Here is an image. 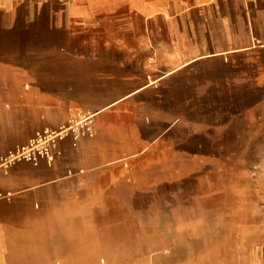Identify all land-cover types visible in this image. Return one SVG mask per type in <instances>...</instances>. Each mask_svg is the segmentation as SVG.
I'll return each mask as SVG.
<instances>
[{
  "label": "crops",
  "instance_id": "1",
  "mask_svg": "<svg viewBox=\"0 0 264 264\" xmlns=\"http://www.w3.org/2000/svg\"><path fill=\"white\" fill-rule=\"evenodd\" d=\"M143 1L0 0V129L17 111L40 112V129L85 116L94 127L26 173L23 200L0 202V232L52 223L63 255L67 200L120 202L132 175L220 174L212 161L264 145V0ZM129 14L152 17L151 40L125 37ZM98 17L120 38L82 54L75 34Z\"/></svg>",
  "mask_w": 264,
  "mask_h": 264
},
{
  "label": "rangeland",
  "instance_id": "2",
  "mask_svg": "<svg viewBox=\"0 0 264 264\" xmlns=\"http://www.w3.org/2000/svg\"><path fill=\"white\" fill-rule=\"evenodd\" d=\"M143 4L150 8L152 0H144ZM100 19L94 23L82 20L74 37L81 42L82 54L105 40L115 42L120 38L118 25L113 23L104 29ZM118 19L127 23V31L131 32L125 36L127 39H134L136 34L137 38L152 39L150 15H144V21L131 14ZM10 114L15 115L16 121L6 113L0 129V175L12 180L0 182L1 188H8L0 189V202L23 200L26 173L42 168L41 164L37 168L25 161L4 162L10 149L26 143L41 128L40 112ZM212 164L219 168L220 174L202 169L193 175L163 172L132 175L131 182L120 193V202L99 198L67 200L65 204L73 207L65 211L80 214L65 219L101 221L89 226L107 229L98 233L97 241L107 264H264V145H255L250 158ZM13 184L19 185L20 191L9 189ZM9 191L13 196L5 197ZM87 211H93L92 215L81 214ZM13 236L3 228L0 245ZM56 243V238L43 239L44 252H48L53 264L59 263L61 257H71L74 251L64 240V253L57 255ZM6 251L0 248V254ZM6 259L0 256V262Z\"/></svg>",
  "mask_w": 264,
  "mask_h": 264
},
{
  "label": "bare ground",
  "instance_id": "3",
  "mask_svg": "<svg viewBox=\"0 0 264 264\" xmlns=\"http://www.w3.org/2000/svg\"><path fill=\"white\" fill-rule=\"evenodd\" d=\"M0 175L1 183H10L12 179ZM9 191L5 197L13 196ZM72 208V207H71ZM93 211L81 212L83 216L92 215ZM68 216H76L73 211L65 213ZM101 221H79L69 220L59 225L62 228L63 240L67 241L74 249L68 258H60L57 264H107L105 258L101 255L104 250L98 245V233L105 232V228L91 227L89 225ZM102 224H105L103 222ZM25 227V225H24ZM24 227L17 231L8 243L0 245V248L6 249V252L0 256L7 257L1 264H53L48 252H44L45 246L43 239L54 238V225L52 223H42L34 225L35 229L41 233L37 236H30L23 232ZM25 235V236H24ZM17 242V243H16ZM30 259L28 260V258Z\"/></svg>",
  "mask_w": 264,
  "mask_h": 264
},
{
  "label": "built area",
  "instance_id": "4",
  "mask_svg": "<svg viewBox=\"0 0 264 264\" xmlns=\"http://www.w3.org/2000/svg\"><path fill=\"white\" fill-rule=\"evenodd\" d=\"M69 135L75 141L82 135L93 136L94 127L91 116L73 119L68 125H63L58 129L37 130L26 143L18 144L10 149L4 157V162L25 161L33 166H39L41 162H45L48 166H53L62 154L59 148L60 141Z\"/></svg>",
  "mask_w": 264,
  "mask_h": 264
}]
</instances>
